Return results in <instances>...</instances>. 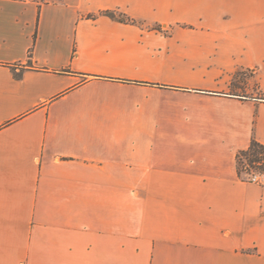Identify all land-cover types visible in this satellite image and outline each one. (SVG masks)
<instances>
[{
  "label": "crops",
  "instance_id": "crops-1",
  "mask_svg": "<svg viewBox=\"0 0 264 264\" xmlns=\"http://www.w3.org/2000/svg\"><path fill=\"white\" fill-rule=\"evenodd\" d=\"M252 140L264 0H0V264H264Z\"/></svg>",
  "mask_w": 264,
  "mask_h": 264
},
{
  "label": "trees",
  "instance_id": "trees-1",
  "mask_svg": "<svg viewBox=\"0 0 264 264\" xmlns=\"http://www.w3.org/2000/svg\"><path fill=\"white\" fill-rule=\"evenodd\" d=\"M101 14L107 15L111 18H117L121 20L124 19V17H122L121 14H118L116 10L103 11ZM126 20L130 22L136 21L135 19L129 17H127ZM242 157H245L251 166L256 164L264 169V145L259 141L252 140L249 147L245 150H242L238 154L237 161H238V170L240 173L242 172V168H241Z\"/></svg>",
  "mask_w": 264,
  "mask_h": 264
},
{
  "label": "rangeland",
  "instance_id": "rangeland-1",
  "mask_svg": "<svg viewBox=\"0 0 264 264\" xmlns=\"http://www.w3.org/2000/svg\"><path fill=\"white\" fill-rule=\"evenodd\" d=\"M246 73V71L244 72ZM238 77L241 79V80H245V78L247 77V75L243 74V75H238ZM241 168H242V175L244 177H249L251 176L253 173H258V172H264V169L256 164H254L253 166H251L247 159L245 157H242L241 158Z\"/></svg>",
  "mask_w": 264,
  "mask_h": 264
},
{
  "label": "built area",
  "instance_id": "built-area-1",
  "mask_svg": "<svg viewBox=\"0 0 264 264\" xmlns=\"http://www.w3.org/2000/svg\"><path fill=\"white\" fill-rule=\"evenodd\" d=\"M247 180L257 184H264V172L253 173Z\"/></svg>",
  "mask_w": 264,
  "mask_h": 264
}]
</instances>
